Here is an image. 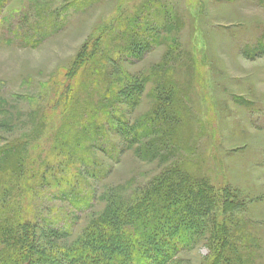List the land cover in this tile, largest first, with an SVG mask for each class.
<instances>
[{"label": "rangeland", "instance_id": "374dc122", "mask_svg": "<svg viewBox=\"0 0 264 264\" xmlns=\"http://www.w3.org/2000/svg\"><path fill=\"white\" fill-rule=\"evenodd\" d=\"M175 40L174 55L179 56L173 57ZM96 42L100 54L90 63L85 56ZM105 46L115 61L111 71L113 66L145 77L138 105L120 104L119 116L129 125L155 105L161 118L166 114L162 103L180 108L181 119L174 125L183 139L176 147L161 148L160 157L150 155L159 140L126 142L123 134H134L122 131L113 108L88 150L73 140L92 131L91 109L76 111L78 105L101 108L112 84L94 72L79 82L71 99L60 102L58 82L81 55L82 81L90 65L101 61ZM172 82L184 94L167 101L166 92L156 88ZM81 118L83 126L76 124ZM28 138L24 171H52L43 175L45 182L35 179L29 197L17 193L21 218L38 225L45 220L51 223L47 229L69 225L76 236L104 206L95 200L90 212L80 211L84 198L90 201L87 194L97 199L113 187L116 193L124 189L118 193L124 196L128 187L145 184L171 163L192 159L194 165L186 168L216 186L231 187L247 205L246 218L255 223L251 250L234 238L237 254L231 249L225 261L241 264L252 258L264 264V0H2L0 151ZM66 142L68 147L57 148ZM137 147L148 156L138 157ZM10 168V157H0V202ZM37 226L39 240L43 234ZM178 258L177 264H206L212 258L209 242L200 239Z\"/></svg>", "mask_w": 264, "mask_h": 264}, {"label": "trees", "instance_id": "16d2710c", "mask_svg": "<svg viewBox=\"0 0 264 264\" xmlns=\"http://www.w3.org/2000/svg\"><path fill=\"white\" fill-rule=\"evenodd\" d=\"M1 3L2 0L0 6ZM98 45L96 42L91 48V54L85 56L87 61L90 59V63L91 57L96 58L100 54L97 51ZM106 47L102 52L101 61L90 65L91 70L84 72L86 76H83L82 81L79 71L83 70L81 55L76 58L71 70L58 82L56 95L60 102L71 99L79 82L82 83L94 72H98L112 84L106 90L101 108L95 110L92 106L94 104L90 102L79 104L78 109L75 108L76 111H89L85 107L91 109L88 123L92 131L88 135L86 132L80 133L79 136L73 137V140L88 150V143L95 140L97 130L103 131L105 120L110 121L112 118L110 108H113L122 123V131L129 130L134 134H123L126 142L132 146L145 140V143L151 141L152 144L159 140L156 143L158 150L150 155L151 159L160 157L161 148L170 145L176 147L183 139L174 125V122L181 119L180 108L162 103L161 109L166 114L161 118L160 107L155 105L151 111L129 125L125 118L119 116L120 104L138 105V98L145 89V77L138 78L113 66L111 71L109 64L115 61L112 55L108 56ZM130 47L127 45L126 48ZM177 47L175 40L172 46L173 57L178 55H174ZM167 60H170V57H167ZM165 67L162 66L161 69ZM173 89H176V94ZM156 92H166L169 97L167 101L174 98V95L180 99L184 94L176 87L175 82L168 85L158 84ZM97 111L103 115H99ZM76 124L83 126L85 120L81 118ZM180 130L186 131L182 128ZM28 143L29 138L0 151V157H10L11 168L8 174L12 176L3 185L5 190L0 202V264H177L178 255L184 250L193 249L200 239H207L212 253V258L206 264H232L230 259L225 261L224 255L228 258L232 256L231 249L236 250L237 254L234 238L246 244L250 250L256 243L251 233L255 223L246 218L248 209L244 201H241L237 192L228 185L216 186L205 176L186 168L194 165L192 159L171 163L145 184L128 187L124 196L118 194L124 189H119L116 193L113 187L97 199L95 193L90 191L92 195L87 194L90 201H85L84 198L80 211L90 212L95 200L103 202L104 206L100 212L92 214L76 236H73L69 225H66L65 230L57 227L47 229L51 223L45 220L44 224L38 225L37 220L21 218L20 209H17V203L14 202L21 197L17 193H24L29 197L30 189L33 190L36 184L35 179L42 177V182H45L43 175L52 171L45 168L43 175L42 171H32L29 168L24 171L25 147ZM68 143L70 142L62 143L57 148L68 147ZM137 148L141 149V152H136L138 157L148 156L143 147ZM61 155L58 153V157ZM1 171L3 174L7 172L5 169ZM36 226L43 234L42 239L37 240L34 232ZM195 227L204 228L205 231H196ZM252 260L243 259L241 264H254Z\"/></svg>", "mask_w": 264, "mask_h": 264}]
</instances>
